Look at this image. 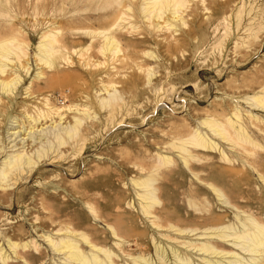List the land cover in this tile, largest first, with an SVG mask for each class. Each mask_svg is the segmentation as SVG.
Wrapping results in <instances>:
<instances>
[{
  "label": "rangeland",
  "instance_id": "rangeland-1",
  "mask_svg": "<svg viewBox=\"0 0 264 264\" xmlns=\"http://www.w3.org/2000/svg\"><path fill=\"white\" fill-rule=\"evenodd\" d=\"M88 1L0 0V41L17 36L18 42H28L30 46V57L22 60L26 68L20 69L12 60L2 77L7 80V74L11 77L12 73L21 78V83L12 96L0 91V163L17 152L33 156L54 141L58 129L73 126L75 118L84 120L76 141L50 152L49 159L29 175L31 178L24 176V181L9 192L0 190V201L8 193L12 195L6 203L14 201L0 203V249L7 259L5 263L0 259V264H64V255L54 253L47 240L64 238L66 227L94 239L108 240L102 246L115 251L120 256L118 263L123 264L126 257L118 251L109 224L131 232L133 237H127L131 252H139L137 241L151 243V221L141 212L137 197L140 188L136 185L156 173L161 175L155 185L157 194L169 201L172 222L184 228L212 234L248 217L264 225V124L247 123L254 145L245 142L234 149L202 125L212 111L225 106L229 110L237 107L251 111L264 119L263 111H253L237 99L245 93L234 95L230 88L252 83L258 71L264 69V50L252 55L253 49L246 50L240 44L264 40V0H235L231 12L220 17L215 5L228 0H207L204 4L196 0L194 6H188L197 15L188 16L189 23L184 28L187 31L193 26L196 34L187 40L175 28L149 27L141 13V0H120V5L113 0ZM129 5L134 6L135 19L124 22L113 33L122 43L114 44L116 48H110L105 56L99 54L103 39L91 32L96 33L102 23L116 21ZM74 6L91 11L73 13ZM205 6L207 11L203 10ZM232 14L240 15L238 29L237 18H230ZM89 17L93 18L91 23ZM166 17L168 20L169 14ZM194 17L197 20L193 21ZM201 22L213 24L201 29ZM132 23L138 25L136 29H130ZM50 32H55L60 42L53 68L34 58L43 34ZM179 39L185 44L177 50ZM222 56H226L227 73L217 77L211 72L224 67L222 62L215 65L224 61ZM245 60L249 61L241 64ZM148 69L157 74L151 81L146 77ZM108 82L109 86L115 84L110 94L118 95L120 103L102 111L99 102L109 94L101 89ZM52 109L64 112L65 120L56 125L54 117L44 127L39 122V132L32 135L33 130L29 136L27 118ZM87 110L91 117L84 114ZM20 124L26 125L23 130ZM42 128L45 131L40 132ZM197 130L220 149L195 151L197 161L186 167L179 150L172 145L188 141ZM162 157L172 159V164L160 167ZM205 183L214 184L221 194ZM132 227L136 229L131 231ZM15 242L31 243V248L17 256L10 250V244ZM33 245L41 250L38 254L33 252ZM234 251L240 258L247 257L240 248ZM151 256L155 259L154 252ZM228 259L226 256L223 264H229Z\"/></svg>",
  "mask_w": 264,
  "mask_h": 264
},
{
  "label": "bare ground",
  "instance_id": "bare-ground-1",
  "mask_svg": "<svg viewBox=\"0 0 264 264\" xmlns=\"http://www.w3.org/2000/svg\"><path fill=\"white\" fill-rule=\"evenodd\" d=\"M94 1L95 0H90L88 2H94ZM141 1L143 2L141 6V13L144 16L146 23H148L149 27H151L152 29L154 28L156 30H165L169 27H172L177 29V32H181L182 36L185 37V40L196 34V29L193 26L190 27L189 30L187 31L184 29L187 27V24L189 23L188 16L193 15V13L195 14V16L197 15L196 12H194L193 9L190 10V7L188 6L191 3H193L194 6L196 0H141ZM206 1L207 0H201L203 4L206 3ZM234 2L235 0H228L225 4L215 5V8L217 7L219 8V12H218L219 14H217V16L218 15L222 16L223 14L230 13L232 7L231 5H233ZM113 3L120 5V0H113ZM133 8L134 6L132 5L125 7V11L121 12L118 15L116 21L109 24L102 23L100 25L101 27L99 26V29L95 31L96 33L91 32L92 34L101 36L103 39L102 40L103 45L99 48V52H98L99 54L105 56L106 53L109 51V49L114 46V44L119 43L120 45L122 43L119 42V40L116 38V36L113 33L115 31V28L117 29L119 27H122L124 22H127L129 20L132 22V19H135V14H134L135 12L133 11ZM208 9L209 8L207 6L203 8L204 11H207ZM89 10L90 8L79 9L77 6H74L72 12L86 13ZM188 10L191 12L190 14L189 12L186 14ZM167 14H169L170 16L168 20H166ZM235 17L237 18V29H238L240 24L239 23L240 15L235 16V14H232L230 16L231 19H235ZM197 18L198 17H194L193 21L197 20ZM244 19L245 18H243L242 21ZM11 20L13 21V19ZM87 20L88 22L91 23L93 21V18L89 17L87 18ZM215 20H217V17L215 18ZM209 21H211V19H209ZM212 24L213 23L201 22L199 28L208 29L212 26ZM136 25L132 23L130 29L132 30L136 29L138 26ZM80 31H82V28ZM43 35L44 36L41 38L39 45H37L36 47L34 58H39V60L38 59L37 60L41 62V65L43 63L44 64L43 66L46 65L49 68H53L54 59L57 53H59V50L56 49V45L59 43L60 46V42H58L57 34L55 32H50ZM22 36L20 37L24 39V37ZM16 37L10 40L0 41V91H2L5 95L8 96L14 95L16 87H18V85H20L21 83V78L18 76L15 77V75H12V73H11V77H8L7 74V78H9L7 80L3 79L2 77L6 73H8L7 68L13 63L12 60H15V62H17L18 67L20 69L26 68L22 64L23 63L22 60L28 57L27 48L30 47L29 45H27L28 42L24 43L23 42L24 40L22 41L23 43L18 42L19 38ZM0 38L2 39V37ZM183 39L178 40L177 43L178 45L176 44L177 50L182 49V47L184 46L185 41ZM240 44L242 48L246 50L253 49L254 52L252 55H255L256 53L264 50V40L258 43H256L255 41H251V42L241 41ZM114 47L116 48V46ZM85 50L86 51L90 50V47L88 48V50L85 48ZM64 51H68V50L64 48ZM220 52L223 53L224 50ZM146 56L148 58H153V59L156 58L153 54H146ZM222 58H224V61H218V63H216L215 65L217 64L219 65V63L222 62L221 66L223 67L224 65V67L222 69L218 67L214 72H211V74H217L218 75L217 77H221L222 75H225L227 73L226 65H228V63L225 61L226 56H222ZM248 61L249 60L241 61V64H244ZM90 65L91 67L93 66L96 67L95 66L96 64H94L93 66L92 64ZM84 67L88 68L87 66ZM37 68L41 69L40 67ZM138 68L140 69L142 67L138 66ZM42 69L45 70L44 67ZM154 71L155 70H151V69H148V71H146L148 72L146 74V77H148V81H151V79L155 75H157ZM146 72H144V74ZM258 72H259V76H257V79L252 83L241 86L233 85L230 88L233 89L234 95L240 94V92L241 94L245 93V95L243 94L244 96L241 95V97H237V99H242L243 102L247 103V105L250 106L251 110L253 111L258 110L264 112V69H261ZM35 78L36 77H34V79ZM110 84L111 83L108 82L107 85H104L103 89H101L102 91L107 92L109 94V98L102 99L99 102L100 109L102 111L112 109L115 106L116 102L119 101L118 95H116L115 93H113L112 95L110 94L111 90L113 91L112 88H115L113 87V85L115 86V84L109 86ZM59 96L61 95L59 94ZM33 113L34 112H32V114ZM63 113L61 112V110L52 109L49 110L47 113L37 112L38 115L36 114L37 116L35 117L28 116L29 117L27 118L29 119L28 124L30 125L28 126L27 130H30V132L28 131L27 132L29 133V136L30 134H32L33 130L35 131L32 135H35L36 132H39L36 131V127L39 122H41V124L44 127L47 123L53 121L54 117H57V121L55 122L56 125H58L57 124L58 121L59 123L64 121L65 120L64 117L66 114L64 115ZM84 114H86V116L88 117H91L92 115V113L90 115L88 110L85 111ZM246 114L247 116H244ZM24 117H27V115L26 116L24 115ZM43 122L45 123L43 124ZM83 122L84 120H82L81 118H75V122L73 126H67L65 128L61 127L60 129H58L57 135L54 137V141L49 143L47 147L44 146L41 147V149H38V151L35 152L33 156H29L28 153L25 154V152L24 153L22 152L23 154L22 153L17 154L18 153L17 152L15 153L16 155L14 156L12 154H11L12 156L7 155L8 158L5 159V161L2 164L0 163L1 164L0 190L3 192H7V191L9 192V190L12 187L17 186L18 183L23 182L25 178H31V176L29 175L32 174L35 171V169L40 166L42 161H44L46 158L49 157L50 152L55 150H60L61 147H64L65 145L67 146V144H69L71 141H76L80 137L81 128L83 127L82 126ZM249 122L254 126H259L260 124H264V119L254 116L251 111L240 110L237 107L233 110H229V108L225 106L221 110L212 111L211 114H209V116H206V118L203 120L202 125L210 132V134H213L216 138L220 139L221 141L229 143L230 146L232 145V148L234 149L236 147H240V146L242 147L243 144H245V142L246 143L250 142L251 144L254 145L253 143L254 141L250 137L248 133V128L246 126V124ZM25 126L26 125H23V127H21L22 129L21 128L20 129L23 130ZM57 127L58 126H56V128ZM42 131H45V129L42 128L40 132ZM12 135L15 136V133ZM46 136L47 135H45V139ZM172 147L175 148L176 150H179L184 165L186 167H190L191 163L197 161L198 157L194 155L195 151H211V150L213 151L220 149L219 145L216 142L212 141L206 134H202L198 130L196 132H193L192 136L188 141H184L178 145L176 144L172 145ZM53 153L55 154V152ZM61 155L59 154V156ZM172 161L173 160L170 159L169 157H162L160 160V167H166V166L169 167L170 164H172ZM196 175L198 177V174H195V176ZM160 177L161 175L156 173L147 180L137 183L136 185L138 188H140L137 192V197L139 198L140 201L141 212L148 220L151 221L150 222V225L152 227L151 243L146 244L145 242L143 243L137 241L138 247L140 248L139 252L138 253L131 252L129 250L130 248V244L128 242L129 239L127 238L128 236L129 238L133 237L132 234H130L131 232L128 231L127 228H124L125 232H123L122 229H120L117 225L113 226L109 224V227L112 231V235L116 239L115 245L117 246L118 251L122 253L123 256L125 255L126 257V260L124 261L123 264H223V259L226 256H229L228 259L230 260L229 264H264V225L263 224H260L255 219L248 217L245 221L240 220L233 227L221 228L216 230V232L212 234H207V232L198 234L197 233L198 231L196 229L184 228L182 225L172 222L171 219L174 217V214L169 208L170 205L169 201L162 200L160 196L157 194L158 190L155 188V185L156 182L160 179ZM205 184L208 187L212 188L215 193L221 194V191L218 190V188L214 184L212 183H205ZM9 195L12 194L8 193V195L1 197L0 203L7 204L8 202L9 203L11 202L12 204L14 201L8 199L6 203V198L9 197ZM118 218H120V215L118 216ZM135 229L136 228L132 227L131 231ZM63 230L65 232L64 238H61L57 241L48 238L47 241L51 245V248L54 251V253L59 255L61 254L64 255V264H120L117 261L118 259H120V256L115 251L102 246L101 243H107L108 240H102L100 238L94 239L91 237V235H88L86 233H81L76 229H71L69 227H66ZM63 230L58 231V233H61ZM67 235L73 237H67ZM33 246H34L33 252H35V254H38L41 250L37 246L35 245ZM30 248H31V243L18 244L15 242L10 244V250H12L13 253L17 256H19L21 252H25ZM88 248H89V252H87ZM235 248L237 249L240 248L242 250V253H244V256L247 255V257L240 258V254L235 253L234 251ZM2 252L3 249L1 248L0 259L5 263L7 259L5 258V255H2ZM152 252L155 253V259L151 256Z\"/></svg>",
  "mask_w": 264,
  "mask_h": 264
}]
</instances>
